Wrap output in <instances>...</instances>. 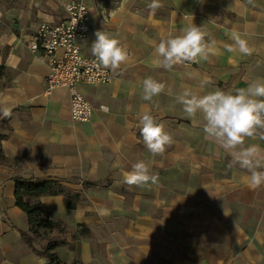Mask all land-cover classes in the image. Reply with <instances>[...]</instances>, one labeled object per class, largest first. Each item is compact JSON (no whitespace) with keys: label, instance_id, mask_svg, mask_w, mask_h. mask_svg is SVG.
I'll return each mask as SVG.
<instances>
[{"label":"crops","instance_id":"crops-1","mask_svg":"<svg viewBox=\"0 0 264 264\" xmlns=\"http://www.w3.org/2000/svg\"><path fill=\"white\" fill-rule=\"evenodd\" d=\"M71 1L91 12L83 56L94 57L96 31L128 53L110 69V84L78 86L93 108L87 123L71 120L66 89L44 93L47 59L31 49L38 28L62 21ZM159 2L153 15L151 0H0V113L11 112L0 115V264H44L20 236L30 226L15 205V179L55 184L52 194L25 201L40 203L55 224L31 236L60 264H264V185L249 188L250 172L233 160L255 144L264 162V129L226 150L205 134L201 115L188 117L177 101L185 88L235 94L264 78V0ZM186 14L214 46L206 59L158 67L155 45L180 35L192 23ZM234 31L251 55L227 50ZM145 78L165 91L145 100ZM145 112L173 136L162 155L153 156L140 135ZM140 160L158 181L129 187L124 174Z\"/></svg>","mask_w":264,"mask_h":264},{"label":"clouds","instance_id":"clouds-1","mask_svg":"<svg viewBox=\"0 0 264 264\" xmlns=\"http://www.w3.org/2000/svg\"><path fill=\"white\" fill-rule=\"evenodd\" d=\"M161 6L159 0H151L148 5L153 15ZM185 16H191L192 23L183 28L180 35L161 40L155 45L154 63L158 67L170 70L179 64L195 62L198 57L206 59L207 50L214 46L215 41L211 44L205 42L206 33L202 27L193 23V16ZM95 36L96 40L91 45L92 55L105 68L119 69L128 59L127 51L116 38L104 31H96ZM231 39L234 45L227 47L229 52L238 49L243 55H251L252 50L241 34L234 31ZM142 86L145 100H151L165 91V85L152 78H145ZM177 101L183 105L188 117H195L199 113L205 134L218 141L226 150L242 145L246 137L256 138L257 129H264V78H257L246 89H239L235 94L215 90L205 95H196L185 88L177 96ZM101 110L109 111L105 105L101 106ZM0 115L7 118L11 112L5 108ZM140 135L153 156L162 155L174 143L171 133L147 112L140 116ZM259 138L264 139V134H260ZM258 153L259 146L255 144L233 153L234 162L250 172L245 181L251 189L264 185V171L258 170L264 168V162L257 159ZM157 181L158 175L151 173L149 165L143 160L134 163L131 170L124 174V183L129 187L156 184Z\"/></svg>","mask_w":264,"mask_h":264},{"label":"built area","instance_id":"built-area-1","mask_svg":"<svg viewBox=\"0 0 264 264\" xmlns=\"http://www.w3.org/2000/svg\"><path fill=\"white\" fill-rule=\"evenodd\" d=\"M65 17L56 24H42L34 36L32 50H41L47 59L44 93L63 88L69 94V114L74 123L90 121L93 108L78 90L80 84L98 86L110 84L114 75L96 57L81 54L80 43L89 35L91 12L81 1L64 6ZM101 109V107H100Z\"/></svg>","mask_w":264,"mask_h":264},{"label":"trees","instance_id":"trees-1","mask_svg":"<svg viewBox=\"0 0 264 264\" xmlns=\"http://www.w3.org/2000/svg\"><path fill=\"white\" fill-rule=\"evenodd\" d=\"M53 192H55L53 182L37 179H15V205L26 214L30 226L29 232L19 231L20 236L28 248L44 260V264H60V262L52 252L53 248L51 246L48 245L44 249L35 248L31 235H37L39 230H51L55 227V224L48 220L40 203H28L25 199L38 198Z\"/></svg>","mask_w":264,"mask_h":264},{"label":"rangeland","instance_id":"rangeland-1","mask_svg":"<svg viewBox=\"0 0 264 264\" xmlns=\"http://www.w3.org/2000/svg\"><path fill=\"white\" fill-rule=\"evenodd\" d=\"M45 230H42L41 233L44 234Z\"/></svg>","mask_w":264,"mask_h":264}]
</instances>
